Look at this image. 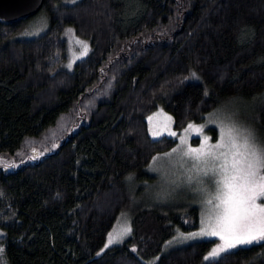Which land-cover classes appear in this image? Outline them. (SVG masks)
Instances as JSON below:
<instances>
[{
  "label": "trees",
  "instance_id": "trees-1",
  "mask_svg": "<svg viewBox=\"0 0 264 264\" xmlns=\"http://www.w3.org/2000/svg\"><path fill=\"white\" fill-rule=\"evenodd\" d=\"M97 4L109 10L102 33L84 20L87 5ZM40 12L49 27L34 39H16L26 20L0 21V157L76 109L81 124L40 160L0 170L7 264H264V242L209 262L215 239L166 249L177 231L198 229V208L144 203L139 189L155 182L147 172L153 157L176 145L150 135L147 117L160 108L180 131L241 100L245 121L264 139V0H45ZM66 26L93 47L70 72L60 68ZM109 84L106 98L81 111ZM110 194L131 213L132 233L105 248L122 209L97 212Z\"/></svg>",
  "mask_w": 264,
  "mask_h": 264
},
{
  "label": "rangeland",
  "instance_id": "rangeland-1",
  "mask_svg": "<svg viewBox=\"0 0 264 264\" xmlns=\"http://www.w3.org/2000/svg\"><path fill=\"white\" fill-rule=\"evenodd\" d=\"M81 0H62V3L64 5L74 6L77 3H79ZM92 4V1H90ZM89 3V2H88ZM94 4V2H93ZM85 21L89 24L90 29L93 33H102L104 31L101 29V20L108 15L109 16V10L106 6L100 4L96 7L88 8V5L85 10ZM49 27L48 18L46 15H44L43 12H39L37 15H35L32 18L27 19L24 21L21 32L18 34L16 39L19 40H27V39H34L42 34H44ZM71 29L72 31L69 32L68 30ZM109 29V28H108ZM110 30V29H109ZM106 31V30H105ZM104 31V32H105ZM61 40L65 42L66 46V61L61 64V69L66 70L68 72L73 71L74 67L77 63L87 59L91 52L93 51L91 40L88 36H81L78 34L75 28L66 26L65 28L61 29ZM77 39L86 41L89 47V52L87 55L83 56L81 59H77V57L81 56V53L83 51L81 45L77 44ZM71 64L72 67L69 68L68 65ZM52 86V84H51ZM61 83L56 84V82L53 84V88L61 87ZM112 86V82H111ZM111 86L110 84L107 86V89L105 91V95L102 96H94V98L90 101L88 98L83 101L81 111L88 110L87 106L91 104V106L99 103L102 101L101 99L106 98L111 93ZM169 86H166V88ZM53 89H51L52 91ZM51 94V93H50ZM48 92V95H50ZM137 103V102H136ZM143 103V102H141ZM90 106V107H91ZM245 103L241 100H236L233 102H230L228 104H225V106H222L221 108H218L217 111H213L212 113L208 114L205 118V121L203 123L196 124L195 125H206L203 130V134L199 137L197 136V133L195 131L190 130L189 133L185 134L184 129L187 128L188 124L183 127L180 131L175 130V122L173 117L168 114L163 109H158L151 115L147 117L148 125H149V131L150 135L153 139H161L163 137L171 138L176 142V145L172 147L171 149L164 151L155 157H160V159H157L154 161L151 160V163L147 169V172L154 176L155 182L152 184L144 183L142 186H139V189L141 192H143L142 200L144 203H153L157 206H161L163 204L172 205L174 207H182L190 204V206H196L199 211V227L198 229L191 231L189 233H195L199 232L201 227L203 226L202 221L207 220V217L205 215V206L202 204L203 197L196 191V186L193 183L192 185H189L186 182V177L188 175L194 176V170L190 171L192 168V162L187 160V158H181V154L174 153L171 157H165L164 153H169L172 151L173 148H176L180 144V138L185 137L188 141V144L191 147H199L200 143L203 140V136L206 135L211 138L212 143L216 141L218 138L219 133V126L221 122H226L228 118H232L241 124L252 126L250 120L247 122L245 121L244 113L242 112V109L245 108ZM92 110V108H91ZM80 113V112H79ZM78 110L76 109L69 115H66L60 119V121L57 123V125L47 131L41 138H29L25 141L23 147L19 152H17L12 157H0V170H3V172H14L20 168H22L26 164L34 163L35 161L40 160L43 158L46 154L55 151L59 145L61 144L64 139L69 136L71 133L75 132L78 128V125L81 123L78 121L79 116ZM149 117H152L151 120H149ZM168 117H171V120L168 119ZM252 128V127H251ZM215 129L217 131V137L216 139L213 138V134L209 132V130ZM257 131V130H256ZM160 133L159 135H153V133ZM169 132H175L176 136L169 135ZM258 133V132H257ZM259 137L262 139V135L258 133ZM182 150L184 146H181ZM32 150L38 151V158L33 159ZM8 164L16 165V167L8 168ZM114 196L116 198H114ZM118 195H108L107 197L102 198L97 207L96 210L100 215H111L115 214L116 210L119 207H122L121 211L116 215L114 222H113V228L110 233H113L116 235L117 241L113 244L109 245L107 248L119 245L123 243L125 240H127L132 233V216L131 213L128 211H125L126 209L123 208V206H120V197ZM125 207V206H124ZM125 227H130L131 231L130 233L124 234L122 236L118 235L122 232V230ZM179 233H184L181 231H177L176 235L174 237H178ZM189 233H184L185 235ZM5 236L4 232L0 230V239H2ZM173 237V238H174ZM109 238V237H108ZM172 238L171 243L169 242L166 245V249H174L177 247L184 246L189 243L202 241V240H208V239H215L216 242L213 245L212 249L216 247L217 244L221 243L218 237H211V236H205L196 240H188V241H182V240H174ZM254 245V244H253ZM248 246H238L235 249H232L226 253L235 251L239 248L249 247ZM211 249V250H212ZM210 250V251H211ZM209 251V252H210ZM226 253H222L220 257L225 255ZM209 254V253H208ZM207 254V255H208ZM206 255V256H207ZM218 258V259H219ZM157 260V258H156ZM217 259H209L205 260L207 262L213 261Z\"/></svg>",
  "mask_w": 264,
  "mask_h": 264
},
{
  "label": "snow or ice",
  "instance_id": "snow-or-ice-1",
  "mask_svg": "<svg viewBox=\"0 0 264 264\" xmlns=\"http://www.w3.org/2000/svg\"><path fill=\"white\" fill-rule=\"evenodd\" d=\"M77 44L83 49L81 56L77 57L81 59L88 54L89 47L86 41L79 39ZM68 67L71 68L72 65L69 64ZM192 75L196 76L195 73ZM168 119L171 120V117ZM205 126L189 123L184 132L187 134L192 130L199 137ZM159 134L153 133L154 136ZM169 135L177 134L169 132ZM210 141L211 138L204 135L199 147L194 148L185 137H181L176 148L164 153L165 157H171L179 152L182 159L187 158L192 162L190 171L194 170L195 174L188 175L186 182L189 185L194 183L196 191L203 197L207 220L202 221L203 226L199 232L187 235L179 233L173 239L188 241L205 236L218 237L221 243L205 256V260L218 259L222 253L238 246L264 242V139L250 126L228 118L226 122H221L216 141ZM181 146H184L183 150ZM157 159L160 157H153L154 161ZM7 167L16 165L8 164ZM130 231V227H125L118 235L122 236ZM117 238L109 233L104 247L116 242ZM4 251L0 247V264H7L3 258Z\"/></svg>",
  "mask_w": 264,
  "mask_h": 264
},
{
  "label": "water",
  "instance_id": "water-1",
  "mask_svg": "<svg viewBox=\"0 0 264 264\" xmlns=\"http://www.w3.org/2000/svg\"><path fill=\"white\" fill-rule=\"evenodd\" d=\"M45 0H0V21L17 23L37 15L43 8ZM38 158V151L32 150Z\"/></svg>",
  "mask_w": 264,
  "mask_h": 264
}]
</instances>
